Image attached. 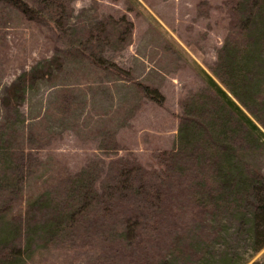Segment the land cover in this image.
I'll return each instance as SVG.
<instances>
[{"label":"rangeland","instance_id":"obj_1","mask_svg":"<svg viewBox=\"0 0 264 264\" xmlns=\"http://www.w3.org/2000/svg\"><path fill=\"white\" fill-rule=\"evenodd\" d=\"M226 1L59 0L54 16L41 3L33 18L0 2V151L10 159L0 164V184L6 183L0 210L20 214L26 208L20 199L48 190L42 213L65 212L74 205L65 189L78 171L101 191L89 190L93 205H74L87 216L47 242L38 229L43 221L35 222L24 264H152L159 256L158 264H263L264 245L253 249L249 216L236 210L244 202L193 227L196 235L212 227L221 235L195 246L203 249L201 260L193 262L181 245L173 252L175 231L192 219L185 198L198 189L189 171L183 178L196 183L194 190L171 167L165 170L174 193L165 199L158 234L146 220L155 207L146 206L151 190L133 196L135 180L160 176L163 162L158 166L155 157L176 148L181 122L199 115L190 104L209 94L203 71L219 82L213 71L229 27ZM34 66L41 74L30 81L26 73ZM141 86L156 90L158 101ZM211 108L201 107L206 114ZM182 159L189 169L195 165L188 155ZM246 160L264 175V149ZM39 208L29 206L31 221L41 219ZM131 222L138 232L129 239L122 228ZM142 242L152 247L147 258Z\"/></svg>","mask_w":264,"mask_h":264},{"label":"trees","instance_id":"obj_2","mask_svg":"<svg viewBox=\"0 0 264 264\" xmlns=\"http://www.w3.org/2000/svg\"><path fill=\"white\" fill-rule=\"evenodd\" d=\"M0 2L33 18L35 15L38 16V7L41 3L42 9L44 8L43 10L54 16L59 0H0ZM225 4L230 10L229 27L213 71L219 82L203 71L209 94H197L190 104L192 107L195 106L193 111L199 115L196 117L192 113L195 119H185L181 122L176 148L161 152L166 156L167 162L162 155L155 157L157 165L163 162V165H158L160 176L157 175L155 179L151 176L140 177L133 183L135 186L133 196L138 193L143 195L151 190L150 198L146 196V206L149 203L155 207L152 218L149 217L146 220L154 224L151 225L150 231L158 234L161 232L160 220L163 221L166 218L164 204L167 200L165 199H169V196L174 193V189L167 183V179L171 178L165 170L169 171L171 167V170L177 172L176 179L178 178L185 185L189 184L188 188L192 190L196 189L195 182H198V189L193 191L195 194L189 195L191 200L185 198L190 202L187 210L192 213V219L188 221L191 223L175 231L171 242L173 252L174 247L181 245L185 254L193 262L201 260L204 255L203 249L198 251L195 246L199 247L203 243L208 246L221 236L218 227H212L210 232L206 229L202 232L203 234L197 235L192 233L193 227L201 225V222L206 224L209 221L208 215H213L217 211H222L225 206L236 205L238 202H244V206L241 204L236 210L240 208V212H247L249 216L253 249H259L264 245V175L249 161H245V157L251 155V152L255 154L264 149V0H227ZM36 67H32L26 73L30 81H34L41 74V71L37 73ZM141 90L158 101L156 96L154 97L157 94L156 90L143 86ZM202 97L207 98L208 101L201 100ZM206 104L212 107L208 114L201 109ZM5 152L0 151V164L3 167L10 163ZM184 155H188L195 162L194 166H190L191 169L186 165L185 159H182ZM1 171L4 170L0 168V174ZM188 171L193 174L191 177L196 179L193 185L188 183L189 179L183 178ZM74 176L75 178L69 180V185L65 189L68 193L64 194V197L73 200L74 205L79 203L78 205L85 208L92 206L91 198L95 196L90 197V192L100 193L99 187L90 185L84 171H78ZM1 177L3 176H0V179ZM157 179H159L158 183ZM117 181L122 183L121 180ZM1 185H6L3 179ZM111 187L107 186L108 189ZM47 192L48 190H45L42 195H38L33 200L20 199L21 206L24 202L26 207L24 212L20 211V214H11L7 208L0 210L2 212V216L0 215V264H24L35 242L33 238L37 229L35 222L43 221L38 229H41L40 238L47 242L53 239L55 234L63 233L71 224H78V220L80 222L84 216H87L81 215L80 208L75 210L72 205L65 212L61 209L47 218V215L42 213V209L46 208L43 206H47L50 201L47 200L50 196ZM141 198L143 199L142 196ZM10 199L11 196L6 198L7 203ZM186 201L181 203L186 206L187 203H184ZM31 204L40 206L34 212L41 213L39 214L41 219L37 221L29 219ZM106 210H108L107 207ZM210 218L217 224L218 220L215 216ZM157 223L160 225H156ZM133 224L126 223L122 228V232L127 234L126 237L129 239L136 236L134 228L138 232V227H130ZM143 244L145 245L143 254L147 258L152 247ZM157 258L159 261H154L152 264L160 262L161 256ZM172 258L169 262L175 260L174 257ZM165 259L167 257L164 256L162 261ZM224 260H229L228 253H225Z\"/></svg>","mask_w":264,"mask_h":264}]
</instances>
